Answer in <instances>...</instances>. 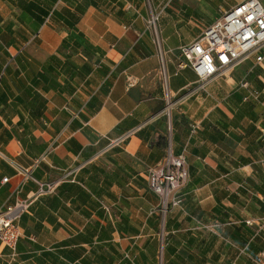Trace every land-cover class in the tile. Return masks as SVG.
Returning <instances> with one entry per match:
<instances>
[{
  "label": "crops",
  "instance_id": "1",
  "mask_svg": "<svg viewBox=\"0 0 264 264\" xmlns=\"http://www.w3.org/2000/svg\"><path fill=\"white\" fill-rule=\"evenodd\" d=\"M243 1L0 0V211L55 183L19 218L17 255L0 246V264H155L161 246L165 264H255L264 62L244 60L204 91L179 51ZM151 13L176 96L170 131ZM169 143L188 179L162 215L148 170Z\"/></svg>",
  "mask_w": 264,
  "mask_h": 264
},
{
  "label": "built area",
  "instance_id": "2",
  "mask_svg": "<svg viewBox=\"0 0 264 264\" xmlns=\"http://www.w3.org/2000/svg\"><path fill=\"white\" fill-rule=\"evenodd\" d=\"M158 15L151 13L145 20L146 29L151 32V37L159 55L158 79L161 85L162 96L165 104L162 115H165L171 129L170 120L176 105V96L171 92L169 74L163 60L162 39L157 26ZM184 59V66L190 67L201 83V88L206 90L208 82L221 76L238 63L254 58L257 64L264 62V7L258 0H245L235 7L225 11L219 18L200 34V37L192 43L179 48ZM248 88L247 82L242 84ZM257 91L247 90L248 98L258 99ZM264 108V104H261ZM198 125L191 127L194 134ZM130 136V133L110 140L107 148L112 144L120 145ZM148 174L149 186L160 197V209L165 215L171 206H179L181 200L178 193L188 179L187 161L183 152L173 155L170 143L164 160L157 166L151 167ZM27 176L28 169L17 171ZM8 178L2 181L6 182ZM55 183H38V187L32 195L19 198L12 204L5 205L0 211V246L10 250V260L17 255V242L20 237L19 218L27 213L33 201L41 195L54 191ZM264 219H257L263 221ZM252 224L255 221L248 220ZM156 264H165L163 259V247L161 246L156 255ZM255 264H264V252L253 258Z\"/></svg>",
  "mask_w": 264,
  "mask_h": 264
},
{
  "label": "rangeland",
  "instance_id": "3",
  "mask_svg": "<svg viewBox=\"0 0 264 264\" xmlns=\"http://www.w3.org/2000/svg\"><path fill=\"white\" fill-rule=\"evenodd\" d=\"M157 255V254H156ZM156 260V259H155ZM157 261V260H156ZM156 264V263H155Z\"/></svg>",
  "mask_w": 264,
  "mask_h": 264
}]
</instances>
